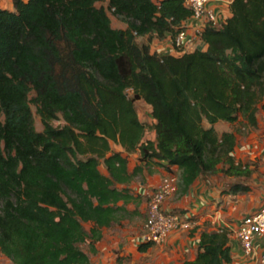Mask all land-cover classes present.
Here are the masks:
<instances>
[{
    "label": "trees",
    "instance_id": "trees-1",
    "mask_svg": "<svg viewBox=\"0 0 264 264\" xmlns=\"http://www.w3.org/2000/svg\"><path fill=\"white\" fill-rule=\"evenodd\" d=\"M107 12L126 28H112ZM191 18L184 0H14L13 10L0 8V255L10 264H89L81 246L92 253L102 229L121 224L135 200L134 152L145 166L175 168L179 196L197 180L248 173L234 164L235 135L213 126L241 117L257 127L264 0H231L229 16L200 33L205 51L151 53L154 38L173 41ZM137 102L150 108L153 141L144 140ZM228 235L203 230L195 259L180 264L230 262Z\"/></svg>",
    "mask_w": 264,
    "mask_h": 264
},
{
    "label": "crops",
    "instance_id": "crops-1",
    "mask_svg": "<svg viewBox=\"0 0 264 264\" xmlns=\"http://www.w3.org/2000/svg\"><path fill=\"white\" fill-rule=\"evenodd\" d=\"M230 2L231 0H217L210 3L208 9L215 13L218 20H224L229 16ZM183 25L186 37L180 48L182 51L177 52L170 45L165 48L163 54L159 52L157 54L179 56L195 49L206 50L193 27L196 25L195 22L189 19ZM142 38H146L147 41V37ZM165 38L171 40L168 36ZM151 42V53H156ZM257 108L256 128L249 127L241 117L234 123L218 122L213 126L219 134L235 135L236 146L232 152L234 164L240 165L242 169L247 168L248 173L237 177L218 174L206 181L197 180L184 196L176 194L167 199L164 209L179 214L184 226L171 233L164 244L152 246L145 251L139 250L142 243L140 233H133L126 225L131 220L143 217L141 215L146 210L149 191L158 187L166 175H173L177 179L178 171L172 168L173 173H170L156 164L145 166L139 163L138 152L130 154L137 160L131 164L128 158L129 171L136 166L141 167V174L137 175L130 185L135 200L126 206L128 215L121 224L102 229V237L93 244L92 253L88 242L84 244L86 249L83 251L89 255V264H180L192 261L198 251L200 233L203 230L210 232L224 228L229 231L230 248V262L224 264H261L264 255V236L252 240V251L248 256L243 253L236 238V231L242 219L264 206V98ZM208 127L206 123V128ZM149 140L153 141L154 137ZM121 153L126 156L124 151ZM235 184L247 186L248 190L243 193H229L231 185ZM135 211L137 214L134 215ZM141 229L143 227H140Z\"/></svg>",
    "mask_w": 264,
    "mask_h": 264
},
{
    "label": "built area",
    "instance_id": "built-area-1",
    "mask_svg": "<svg viewBox=\"0 0 264 264\" xmlns=\"http://www.w3.org/2000/svg\"><path fill=\"white\" fill-rule=\"evenodd\" d=\"M217 0H184L185 6L192 11L195 22L196 34L200 36L205 24H217V16L208 9L210 3ZM186 37V31H181L171 42L174 49H180ZM176 178L166 175L161 179L156 191L147 200L146 221L142 242L159 246L165 243L167 237L174 231L184 226L179 216L164 209V203L172 197L176 191ZM264 236V206L255 212L245 216L240 222L236 238L240 243L243 253L248 256L252 251V240L255 237ZM264 264V255L261 258Z\"/></svg>",
    "mask_w": 264,
    "mask_h": 264
},
{
    "label": "rangeland",
    "instance_id": "rangeland-1",
    "mask_svg": "<svg viewBox=\"0 0 264 264\" xmlns=\"http://www.w3.org/2000/svg\"><path fill=\"white\" fill-rule=\"evenodd\" d=\"M13 1L14 0H0V8L1 9H10V10H12L13 9ZM154 1H156V0H154ZM97 6L106 7V1L101 3V4H97ZM107 13H108V16L110 18L111 27L112 28H114V29H125L126 28V24H125L123 19L111 15L110 12H107ZM137 41L139 43H145L146 42V38H139ZM170 45H171V40H169V38L168 39L167 38H163V39H160V40L157 39V38H154L152 40V42H151V46L153 47L154 52H156V53L159 52L161 54H163L165 48L169 47ZM30 107H31V111H32V114H33L34 129H35L36 132H41L42 126H41L39 117L36 115L35 107L33 105H30ZM136 111H137V115H138V118H139L140 122H142L146 126L144 140L153 139V137H154L153 136V132L150 131V129H149V127L151 126V119H150V116H149L150 108L148 106H146L145 104H143L142 102H137L136 103ZM53 125L54 126H59V125H62V122L61 121H54ZM202 126L204 128H206V122H203ZM218 135H221V134L218 133ZM111 147L115 151L119 150V152H123V149L120 146L116 145V144H111ZM128 158L130 159V163L131 164L136 163L137 159L133 155H130ZM99 169H100L101 172H104V169H103L102 166H100ZM156 189H157V187H154L152 190L149 191L148 198H149V196L152 193H154L156 191ZM173 199H171V200H173ZM141 216H143V217H138V218H136L134 220H131V221H129V224L126 225L128 229L130 228L129 229L130 231H133V233H137V232L140 233V237H142V235L144 233V225H145V221H146V210L142 213ZM182 222H184V221H182ZM84 227H85V229L88 230L90 228V225H85ZM140 227H143V229L140 230ZM174 232H176V231H174ZM81 248L85 250L86 249V245L83 244L81 246ZM0 264H10V263L8 261H6L0 255Z\"/></svg>",
    "mask_w": 264,
    "mask_h": 264
}]
</instances>
